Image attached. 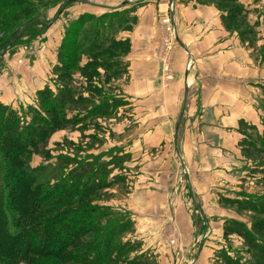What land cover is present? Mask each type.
<instances>
[{
  "label": "crops",
  "instance_id": "obj_1",
  "mask_svg": "<svg viewBox=\"0 0 264 264\" xmlns=\"http://www.w3.org/2000/svg\"><path fill=\"white\" fill-rule=\"evenodd\" d=\"M74 1L85 7L80 6L81 11L68 15L69 19L65 17L63 23L62 20L57 21L68 4L59 14L60 6L46 33L22 51L31 66L26 71L36 78L34 87L27 89L25 85L28 81L22 79V83L17 80L15 88L27 89L31 93L28 99L31 100L32 96L34 102L39 91L53 83L54 69L60 62V50L71 23L84 14L104 18L114 13L116 16L110 18V31H113L114 38L109 41L120 44L129 39L131 45L129 53L118 59L126 61L127 73L124 77L129 84L128 95L118 94L116 97L127 100L129 104L123 108H134L133 112L137 109L135 102L139 97L150 98L147 102L143 101L144 104H150L153 98H163L153 105L156 108L148 106L145 111L150 116L160 109L168 121L161 126L152 122L146 127L140 125L142 133L135 135L141 154L153 156L157 153L156 163L161 162L153 170L147 168L134 175L135 188L129 195L134 222L151 227V234L156 236V240L159 237L160 242H163L161 232L166 233V226H172L176 242L168 240L163 234L166 253L162 256L168 259L174 255L178 259L182 253L181 256L187 255V264H199L198 261L205 255L217 257L224 243L223 224L244 220L237 212L239 207L234 205L237 204L234 200L241 197L238 198L233 187L227 186L238 181L235 174L240 173L241 167L240 143L246 138L242 127L245 125L255 128L258 133L263 132L260 99L264 97V68H258V64L253 62L251 50L244 46L236 31L227 29L221 10L208 0H173L178 48L174 52L177 74L171 81L164 79L162 65L158 61V53L162 51L159 49L161 36L156 0H118L114 3ZM248 4L247 1L246 7ZM121 14L129 17L130 24L133 23L130 29L128 26L123 28L127 21H123L122 25L117 23L115 18ZM251 30L256 34L263 33L262 27L257 25ZM109 41L106 46L112 43ZM189 61L192 69L187 73ZM8 90H11L10 85L0 86V102L16 108L18 99L21 102L24 100L21 94L14 98L12 95L26 90L4 94ZM184 104L186 118L183 115L178 126ZM120 111L122 108L117 105L116 112L120 114ZM136 138L133 136L130 141L135 144ZM173 161L178 162L176 169L179 164L187 165L190 174L186 177V184L169 183L171 171H168V166ZM197 162H202V169L206 172L208 169L217 170L215 179L196 176L192 167ZM229 172L231 181L223 185L228 182L224 181V177H228ZM210 180H218L219 187ZM217 193L227 198V208L220 206L221 198L215 197ZM195 213L202 220L199 235ZM197 237V249L189 250Z\"/></svg>",
  "mask_w": 264,
  "mask_h": 264
},
{
  "label": "rangeland",
  "instance_id": "obj_2",
  "mask_svg": "<svg viewBox=\"0 0 264 264\" xmlns=\"http://www.w3.org/2000/svg\"><path fill=\"white\" fill-rule=\"evenodd\" d=\"M24 1L25 2L20 6L0 5V48L12 36L15 29L19 27L15 38L7 45L8 47L6 46L7 48L5 47L0 55V86L3 88L6 85H10L11 90L5 91L4 94H9V91L14 93L26 90L25 92L14 93L12 95L14 98L21 94L24 100L21 102L18 99V102L15 104L16 108H14V105H6L9 107V110L12 108L18 113V116L20 117V124L18 122L20 128H24L26 123L28 125L34 123L39 129L45 130L46 126L44 121L47 120L51 124L50 128L52 129V132H49V136L46 135L47 132H44L45 135L48 136L46 143L44 145L39 144V152L33 154L30 158L31 167L34 169L38 168V170L48 174L51 178L50 184H54L63 179L71 169L76 168L78 163L86 162L87 159H98L99 164H101V169L103 168V173H101L99 177H102L101 179L105 182L107 181L108 175L110 181L115 180L113 182L115 184L98 190L97 194L91 197L90 203L92 205L95 204L108 207L113 212L112 214L119 213L122 214L119 215L122 217H125L123 215L128 214L129 221L131 220L130 227L125 233H122L119 236V239L126 244L124 247L125 251L128 250L126 252L127 256L131 257V260H140L143 264H187V255L181 256L182 253L179 255L180 258L178 259L175 255L169 259L162 256L166 253L164 246L166 244L163 240V234L168 237V240H172L173 242L177 241V236L175 235L172 226H166V233L161 232L160 236L163 242H160L159 237H157L156 240V236L151 234V227L135 224L134 210L131 211L129 208V195L133 194L135 188V181H133L134 175L142 173L147 168L148 170H153V168L155 169L156 167H159L161 162L158 161L156 163L155 156H157V153L153 156L151 154L148 156H143V153L141 154L138 140L136 138L137 136L135 135L142 133L139 129L140 125L141 127H146L152 122L157 124V126H161L167 124L168 121L166 116L160 113L159 108V112L153 113L150 116H148L145 111L148 106L155 105L156 102L161 101L163 98H153L149 104L146 102L150 100V98L144 99V97H139L135 102L137 103V109L133 112L134 108H123V106L129 104L127 100L116 97L118 94L128 95L129 84L127 77H124V74L127 73L126 61L118 59L127 55L131 46L129 39L120 44H113L116 41H109L110 38H114L113 31H110V18H113L116 15L113 13L109 16H105L100 21L99 26H96V23L98 22L97 16H92L90 14H84V16L81 15L78 20L71 23L72 26L70 31L68 30V36L63 43V45H66L63 46L64 50L60 56L59 63H61L62 66L60 69H56L54 72L56 76L52 79L53 83L48 86L53 92L50 91L45 97L37 95L33 102L32 96V101L28 99V96L29 94L31 95V93H29L27 89L34 87L33 83L36 78L33 77V73L31 74L30 71H26L31 66L29 63L30 61L23 56L22 51L25 48H29V44L32 41L38 40L43 33H46L49 29L47 27L51 20H53L55 13H57L60 6L65 2H67L68 5L57 22L60 20L63 21L65 17L66 19H69L68 15H74L75 13L80 12L82 9L81 7H85V5L77 1L75 2L74 0ZM95 1L114 3L118 0ZM167 1L169 0H156V3H158L157 18L160 25L161 36V38H159V49L162 51L158 53V61L162 65L164 79L166 81H171L177 74L174 52L178 47L176 42V30L172 32L174 35V37H172V34L168 29V23L165 22L168 10ZM208 1L215 3L221 10V18L227 29L236 31L244 46L251 50L252 60L255 64H258V68H264V0ZM247 1L249 4L246 7ZM74 7L80 8L75 10L73 9ZM33 17L41 18L47 24H30L29 21ZM115 19H117V23L121 22V25L123 21H127L123 28L128 26L130 29L133 24H130L129 17L126 18L125 14L119 15ZM61 24L62 23L60 22L59 25ZM256 25L262 27V34H256L251 30V27ZM34 31L35 33H32ZM97 40L99 42H97ZM103 40L112 43L105 47L100 45V48H97L96 52L86 54L87 48L84 46L86 42L92 43L93 46H95L103 44ZM79 42L84 44L82 45L84 47H80V49L77 50L76 47L80 46ZM10 44L13 45L11 46ZM104 64H109V68L105 69ZM187 67L188 66H186V68ZM4 72L7 73L4 75ZM22 79L28 81L25 85L27 89L15 88L16 83H18L17 80L22 83ZM13 85L14 88L12 89ZM62 91L65 93H71L73 96L71 101L65 100V107L63 109L58 106V103L53 101V99H58V95H60ZM120 100L121 102L117 105L120 106V109L122 108V112L120 111L119 114L116 112V103ZM145 100L146 102L144 104L143 101ZM260 102L264 132V97L263 99H260ZM152 108H156V106H153ZM166 110L167 108L164 106V112H166ZM8 113L9 112L7 111L4 115L6 116ZM117 113L119 115H117ZM34 117L37 121L33 120ZM65 117L68 119V122H64ZM185 118L186 116L184 115V119ZM61 119L63 121H61ZM3 121L4 119L0 120V133L6 139L5 133L2 129V125L4 124ZM54 124L55 126L57 125L55 130L52 128ZM242 131L245 132L246 138L240 143V153L242 155V158H240L241 167L239 166L240 173L235 174L238 181L227 187H233L238 194V198L241 197L240 200H234L241 205L235 203L234 205L239 207L237 212L244 220H233L224 223V243L222 244V250L219 252L218 256L216 255L217 257L213 255L211 257L205 255L203 259L198 261L199 264H228L227 262L242 264L241 259L247 261L246 257H248V255L245 253L243 254L246 250L243 238L245 236L244 233L246 232L244 229L245 225L250 231L253 230V225L254 227L256 225L261 231L257 229V233L255 234L264 238V214H259L248 209V207L256 203V198L264 196V151H261V147L263 146L261 136L263 135V132L258 133L255 128L249 126L246 127L245 125L242 127ZM21 132L19 141L29 140L26 130L23 129ZM133 136L136 138L135 144L130 141ZM6 144L7 140L6 143L0 141L1 148L4 151L10 149L15 150L12 147L6 148ZM114 157H116L117 160H114ZM111 159H113L112 162H116L114 166H109L104 162L110 161ZM174 161L168 166V171H171V173L169 172L171 178L169 183L173 182L184 185L186 184V177L183 178L182 176L183 171L185 170L184 168L186 167L188 175L190 174V171L187 165L184 164H179L176 169L178 162L176 163ZM104 166L107 167L104 169ZM13 167L20 169V167L15 165ZM109 167L112 171L106 174ZM93 168L95 171L96 166H93ZM200 169L203 171L200 172ZM242 169H244L243 172H241ZM192 170H196V173L194 174L200 176L202 179H207L206 177L215 179V173L217 174L218 172L217 170L214 171L212 169H208L207 172L204 171V169H202V162H197V164L193 165ZM112 175L115 176V178H112ZM231 176V172H229V176L224 177V181L228 180V182H223V185L230 183ZM210 181H213L219 187L218 180ZM215 181H217V183ZM30 182L33 183L31 180ZM27 187L30 186H28L25 181L18 186V191H20L22 196H28V194H30L28 190H24ZM5 191L6 190H2V194H4ZM3 196L4 205L10 204V199H5V194ZM215 197H220V194H215ZM220 198L222 202L221 203L219 199L220 206L227 208L229 206L226 203L227 198L224 196ZM241 207L247 208L242 209ZM106 214L108 213L106 212ZM110 218L107 220H110ZM8 221H11V227L9 230L14 233L17 232V225L13 222L11 216ZM118 224L121 225V221H119ZM195 224L197 228H200L198 231L199 235L203 226L201 218L196 213ZM241 224L244 227L241 226ZM127 243H130V245L127 246ZM197 244L198 237L197 240L192 241L189 250L192 249L195 251V249H197ZM130 246L134 249L133 252L129 251V249H131ZM194 253L195 252H192V254ZM35 258L31 264L64 263L49 256Z\"/></svg>",
  "mask_w": 264,
  "mask_h": 264
},
{
  "label": "trees",
  "instance_id": "obj_3",
  "mask_svg": "<svg viewBox=\"0 0 264 264\" xmlns=\"http://www.w3.org/2000/svg\"><path fill=\"white\" fill-rule=\"evenodd\" d=\"M24 2V0H0V5L20 6ZM102 18L97 17L96 26L100 25ZM29 22L30 24H47L43 19L37 17H33ZM18 29L19 27L0 48V54L15 38ZM97 42L99 41L97 40ZM65 45L62 44L59 58ZM79 45L76 47L77 50L85 46L86 54H90L96 52L100 45L105 47L106 42L103 40V44L95 46L92 43L86 42L84 45L79 42ZM106 64H104L105 69L110 66ZM61 66L62 64L59 63L54 72ZM50 91L52 89L46 87L39 91L38 95L45 97ZM72 99L71 93L62 91L58 95V99H53V101L63 109L65 100L71 101ZM119 102L121 100L116 103V106ZM7 111L9 113L5 116ZM19 118L14 109L9 110L8 106L0 103V120L4 119L2 129L6 136L5 139L0 133V141L6 143L7 140V147H5L15 149L4 151L0 145V264H31L35 257L48 256L64 262L62 264H143L140 260H131V257L127 256L128 250L125 251L124 247L126 244L119 239V236L130 227L131 220L129 221L128 214L122 217L119 216L122 215L119 213L112 214L113 212L108 207L90 203L91 197L96 195L98 190L115 184L113 183L115 180L110 181L108 175L105 182L101 179L102 177H99L103 173L99 160L87 159L86 162H80L59 182L50 184V176L38 168H32L30 158L39 152V144L46 143L49 132H52L51 124L47 120H43L46 126L45 130L39 129L34 123L30 125L26 123V126L29 127L20 128ZM33 120L37 121L35 117ZM61 121L63 120L61 119ZM64 122H68L66 117ZM54 126L52 128L55 130L57 125ZM23 129L26 130L29 139L27 141H19ZM44 132H47L48 136ZM261 137L263 142L261 151H264V132ZM113 159L117 160L116 157ZM113 159L104 162L109 166H114L116 162H112ZM14 165L20 169L14 168ZM93 166H96L95 171ZM106 167L104 166V169ZM111 171L112 169L109 167L106 174ZM23 180L30 186L24 189L30 193L28 196H22L18 191V186L24 182ZM2 190H6L5 199H10L8 205L3 203ZM255 201L256 203L254 202L255 204L253 203L254 205L248 209L264 214V196H259ZM236 203L241 205L239 202ZM241 208L246 209L247 207ZM10 216L17 225L15 233L9 230L11 227V221H8ZM108 218L110 220H107ZM119 221L123 224H121L122 226L118 224ZM241 226L243 225L241 224ZM244 229L246 232L243 238L246 250L243 254L245 253L248 257H246L247 261L241 259L242 264H264V238L255 234L258 227L253 225L252 232L246 225ZM129 245L130 243H127V246ZM133 250L132 247L129 249L130 252ZM227 263L233 264V262Z\"/></svg>",
  "mask_w": 264,
  "mask_h": 264
},
{
  "label": "built area",
  "instance_id": "obj_4",
  "mask_svg": "<svg viewBox=\"0 0 264 264\" xmlns=\"http://www.w3.org/2000/svg\"><path fill=\"white\" fill-rule=\"evenodd\" d=\"M168 10H167V18L165 19V22L168 23V29L170 31V33L172 34V37H174L173 33L175 30H176V26H175V23H174V7L172 5L168 6L167 7ZM187 70H191L192 69V64H190V62L188 63L187 65ZM185 170L183 171V178L184 177H188V172H186V167L184 168Z\"/></svg>",
  "mask_w": 264,
  "mask_h": 264
},
{
  "label": "water",
  "instance_id": "obj_5",
  "mask_svg": "<svg viewBox=\"0 0 264 264\" xmlns=\"http://www.w3.org/2000/svg\"><path fill=\"white\" fill-rule=\"evenodd\" d=\"M172 2H173V0H171V3H172ZM66 4H67V2H65V3L62 5L59 14L63 12V10H64ZM176 39H177V41H178V37H177V35H176ZM10 45H12V44H10ZM7 47H8V46H7ZM7 47H6V48H7ZM5 52H6V51H5ZM2 55H3V54H2ZM184 109H185V104L183 105V109H182V111H181V115H180V119H179V122H178V126L180 125V121H181L182 115H183V113H184Z\"/></svg>",
  "mask_w": 264,
  "mask_h": 264
}]
</instances>
